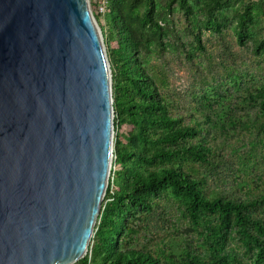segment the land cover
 <instances>
[{"label": "trees", "instance_id": "16d2710c", "mask_svg": "<svg viewBox=\"0 0 264 264\" xmlns=\"http://www.w3.org/2000/svg\"><path fill=\"white\" fill-rule=\"evenodd\" d=\"M174 6L191 24L199 52L206 49L203 30L221 37L230 29L239 46L264 60V0H169L168 11ZM157 15V0H108L95 15L110 27L115 127L128 128L116 136L114 191L109 181L89 250L73 264H264V172L254 159L264 146V73L224 63L225 79L196 94L187 114H176L167 87L143 59L148 38L164 47ZM234 155L241 166L232 178L261 181L258 191L228 195L209 188L203 170L218 174ZM164 201L179 208L185 231L194 234L180 251L164 233V215L153 229Z\"/></svg>", "mask_w": 264, "mask_h": 264}, {"label": "water", "instance_id": "95a60500", "mask_svg": "<svg viewBox=\"0 0 264 264\" xmlns=\"http://www.w3.org/2000/svg\"><path fill=\"white\" fill-rule=\"evenodd\" d=\"M110 61L89 0H0V264H73L112 171Z\"/></svg>", "mask_w": 264, "mask_h": 264}, {"label": "rangeland", "instance_id": "374dc122", "mask_svg": "<svg viewBox=\"0 0 264 264\" xmlns=\"http://www.w3.org/2000/svg\"><path fill=\"white\" fill-rule=\"evenodd\" d=\"M168 1L169 0H157V18L160 25L166 31L164 47L161 48V45L157 44L151 37L148 38V40L145 41L143 49V59L146 61L151 74L156 76L159 81H162L167 87L166 90L170 95L169 99L172 103V109L176 114H187L190 109V102L196 94L208 85H215L218 81L225 79L226 70H224L223 67L224 63H229L242 72L262 71L264 73V60L257 58L252 53L251 49L239 46L236 42L234 32L230 29L221 37L211 31L203 30V40L206 49L201 52L196 50L193 44L194 36L191 24L186 21L183 11L178 6H174L172 11L169 12L167 8ZM89 3L95 17V15H98V10L93 6V0H89ZM96 22L100 28L110 61V55L106 46V34L109 33L110 27L106 23L105 16H100L99 20L96 19ZM259 27L260 30L264 32V19H261ZM191 51L195 53V58L193 60L188 56V52ZM111 74L113 81L112 68ZM234 101L236 102L237 100L234 98ZM118 128L119 130H125L128 128V125L115 127L114 111V153L110 175L112 192L115 186L113 182L114 174L115 171L118 170L115 154ZM122 139L126 141L125 134H122ZM253 143L255 142L253 141ZM244 150L247 149L245 148ZM257 155L258 157L255 156L254 159L257 161V166H260L261 171L264 172V146H259ZM240 160L241 158L239 159L237 155L229 156L228 160L220 164L219 175L217 173L214 175L210 173L209 170H203L204 173L207 174L209 188L215 192L221 191L228 195L234 193L240 195L248 192L250 189L258 191L257 184L258 186L262 184L261 181L258 180L256 183L250 182V184L247 185L241 184L243 181L242 178L238 181L232 178V173L234 171L237 173L238 168L241 166ZM164 207L167 212L165 210L163 211ZM159 214L164 215L166 219H168L163 226L164 233H168L169 231L170 242L174 250L180 251V249L186 245L185 239L194 235L193 233L185 231V229H188L187 220L182 217L181 211L174 203L164 201L161 208L155 213L154 220L156 223L153 229L156 231L160 227L161 222V218L158 219ZM142 239L144 240V238ZM194 244L198 249L196 241Z\"/></svg>", "mask_w": 264, "mask_h": 264}, {"label": "built area", "instance_id": "2783aa9c", "mask_svg": "<svg viewBox=\"0 0 264 264\" xmlns=\"http://www.w3.org/2000/svg\"><path fill=\"white\" fill-rule=\"evenodd\" d=\"M97 2H98V12L100 13L105 12L108 5V0H97Z\"/></svg>", "mask_w": 264, "mask_h": 264}]
</instances>
